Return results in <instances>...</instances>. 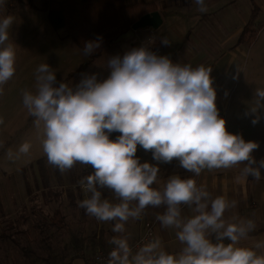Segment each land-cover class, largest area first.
Instances as JSON below:
<instances>
[{"label":"clouds","instance_id":"obj_1","mask_svg":"<svg viewBox=\"0 0 264 264\" xmlns=\"http://www.w3.org/2000/svg\"><path fill=\"white\" fill-rule=\"evenodd\" d=\"M195 4L199 12L208 11L205 0ZM5 5L6 0H0V13ZM14 22L13 15L0 14V92L15 73L10 40ZM161 42L168 45L170 40L165 37ZM101 43L99 35L85 41L83 55L93 54ZM108 67L107 79L98 82L95 74L84 75L73 90L64 82L56 86L53 69L40 63L34 91L22 92V104L33 118L48 162L61 173L77 163L94 170L78 182L85 193L78 207L98 222H113L115 235L108 239L112 247L106 261L98 258L101 264H264V251H258L264 249V241L241 243L250 239L257 224L234 212L237 201L213 196L193 177L173 174L162 179L157 165L140 163L135 155L140 145L151 150L156 161L178 159L194 176L247 162L234 182L243 185L249 176L261 179L264 158L257 162L252 156L258 143L228 132L218 115L211 67L174 64L167 55L144 47L110 58ZM254 97L250 112L256 124L257 111L264 108V89H256ZM112 132L120 133L116 140L109 139ZM30 149L31 144L24 142L7 155L19 159ZM105 189L114 200L103 197ZM161 206L155 219L161 228L175 230L179 251H167L161 236L151 233L134 250L127 222Z\"/></svg>","mask_w":264,"mask_h":264},{"label":"crops","instance_id":"obj_2","mask_svg":"<svg viewBox=\"0 0 264 264\" xmlns=\"http://www.w3.org/2000/svg\"><path fill=\"white\" fill-rule=\"evenodd\" d=\"M42 1L6 0L5 10L0 13L15 17V22L10 29V40L14 43L16 55L24 54L25 64L27 60L31 63L33 49L40 48L42 50L43 46L50 40H53L52 45L63 46L67 43L71 45L69 41L74 43L70 39L62 38L63 30L52 29L48 23L47 11L39 8ZM135 1L154 3L156 5L155 11L160 14L162 19L161 24L157 29H138L134 31L133 36L114 40L105 49L117 45L116 49L119 50L121 55H124L130 51H124L126 47L128 45L132 46L133 42L141 47L142 41L155 40L160 48L159 55H167L174 64H191L193 67L204 64L211 67L212 86L217 91L223 88L220 79L223 77L228 78L229 71L234 63L231 57L241 53L242 48L240 47L255 44L258 40H264V34H262L264 33V0H205L208 9L205 13L198 11L195 0H123L125 4H131ZM249 20L253 23L252 30L256 34V39L250 44L237 43L243 27ZM165 37L170 40L168 45L161 42ZM27 56L29 57L27 58ZM251 102L254 103L255 101ZM215 104L219 117L225 118V127L228 132L239 134L246 142L253 141L252 135L253 138L256 137V134L261 135V132L258 133L255 124L252 123L253 114L250 111L247 114L231 112L236 107L230 105L229 97L224 94L216 93ZM226 114L227 116H225ZM229 117L231 119L226 121ZM240 124H244L248 129L242 130ZM119 135V132H112L109 134V139L116 140ZM261 147L264 148V145ZM135 155L140 163L148 162L157 165L162 179H167L168 176L173 174L193 177L198 185H206L213 196L225 195L229 200L237 201L234 212L241 217L254 219L257 224V229L250 234V239L241 241V243L250 246L253 241H264V168L260 169L261 179L259 181L249 176L247 182L240 185L234 182V177L238 174L240 167H243L247 162H241L240 165L229 169L203 170L199 176H194L193 173L181 167H176V163L179 162L178 159L174 158L171 162L156 161L153 159L152 151H145L140 145H137ZM252 156L259 162L260 159L264 158V149L259 152L253 150ZM85 167H89V174L94 171L90 165L77 163L73 167L72 177L69 174V184L73 190L71 198L67 201L71 200L76 204L73 217L76 221L74 227L77 238H74L73 234L72 247H74L76 240L77 250L72 248L65 254L66 251L62 250L64 245L62 244L63 236H57L56 241L60 240L61 244L53 250H44L40 254H27V256H31V259L33 258L34 263L41 264L45 261L44 259L48 260L51 255H56L64 264H92L90 259L98 251L109 253L112 245L108 243V239L115 235L111 231L113 222H98L94 217L87 215L84 209L78 207L79 201L85 198V193L78 183L83 178L81 173ZM163 170L164 172H162ZM1 173L0 225L6 217H9L10 220L8 221L10 222L5 229L8 227L11 230V222H15L17 206L20 205L17 200L23 201L24 199L25 201L29 198L31 188L24 187L26 191L19 192L18 181H14L10 176ZM102 195L104 198L114 200V194L107 189L103 190ZM64 199L65 190L61 192L60 201L63 202ZM160 211H163V206L158 209L150 208L140 220L127 222L126 229L130 235L129 244L139 236L144 225L152 221L154 223L153 235L161 236L166 250L172 253L179 251L181 245L175 237V230L161 228L159 222L155 219L156 213ZM184 212L189 214V209L185 207ZM83 213L86 214L87 218H84ZM81 215L83 218H81ZM30 219H32V216ZM78 223L79 225H77ZM81 234L83 240L81 244H78ZM227 242L225 240V243ZM9 249L10 246L8 245L7 261L10 263L11 260H15L16 253L15 251L10 253ZM258 251H264V249Z\"/></svg>","mask_w":264,"mask_h":264},{"label":"rangeland","instance_id":"obj_3","mask_svg":"<svg viewBox=\"0 0 264 264\" xmlns=\"http://www.w3.org/2000/svg\"><path fill=\"white\" fill-rule=\"evenodd\" d=\"M69 42L71 45L68 43L63 44V46L52 45L53 40H50L43 46L42 50L40 48L33 49L31 63L27 60L25 64L24 54L16 55L15 73L2 86L3 91L0 92V117H3L4 120V123L0 124V172L5 176H10L14 181H18L19 192L26 191L24 187L31 188L29 198L25 201L24 199L23 201L17 200L20 205L17 206L16 210V224L19 226L21 223L27 227L43 222L49 225L54 217V212L57 211L60 213L58 216L59 220L55 221L57 224H53V228H57L59 231L51 232L56 237L63 236L62 244L67 243L65 254L71 250L70 244L73 232H76L74 227L76 221H74L73 217L76 204L71 200L67 201V199L71 198L73 188L69 184V173L67 171L61 173L54 165L48 162L46 154L43 153L40 136L33 125V118L22 104V92L25 89L34 91L35 69L40 63L45 62L53 69L57 81L56 86H59L60 82H64L75 90L84 75L95 74L98 82L107 79L111 72L108 67L109 59L114 56L123 57L119 50L116 49L117 45H114L105 49L100 57L84 65L86 57L78 46L71 41ZM138 47L139 45L133 42L132 46L128 45L124 51ZM240 48H242L241 53L231 57L234 63L229 71L228 78L223 77L220 79L223 88H220L219 91L215 88L214 90L216 93L229 97L230 105L236 107L231 112L246 114L250 111V106L255 103L251 102L255 101V90L258 88L264 89V40H258L255 44L244 45ZM231 112L229 113L230 115L232 114ZM257 112L259 120L255 124V128L258 133L261 132V135L256 134L255 138L252 135L253 141L259 145L255 152L264 149L261 147L264 145V108L258 109ZM230 119L231 117L227 118L226 121ZM240 127L242 130L248 129L244 124H240ZM24 142L31 144L29 153L21 155L19 159H9L8 151L16 153L19 146ZM63 190H65V202L60 201V195ZM29 216H32V219ZM8 218L6 217L5 221H2V225H0L1 264H11L7 261V254L8 245L10 246V253L14 251L13 247H11L13 246L12 242L16 240L20 241L19 244L21 245H24L25 242L28 244L27 237L25 242L23 240V233L12 234V230L8 229V227L5 229L8 226L6 222L10 220ZM81 218H83L82 215ZM84 218L87 217L84 216ZM47 233L48 231L45 232V234ZM29 242L34 250L33 253L40 254L42 252L41 247L39 248L38 238H36L34 233ZM59 244H61L60 240L55 242L53 239L55 247ZM16 256L19 264H36L33 262V258L31 259V256L21 255L20 253H17Z\"/></svg>","mask_w":264,"mask_h":264},{"label":"trees","instance_id":"obj_4","mask_svg":"<svg viewBox=\"0 0 264 264\" xmlns=\"http://www.w3.org/2000/svg\"><path fill=\"white\" fill-rule=\"evenodd\" d=\"M41 10L47 11L48 23L54 30H63L62 38L72 40L82 52L84 42L87 40H94L99 35L102 37L101 47L97 49L93 54L86 57L84 65L88 64L90 61L98 58L102 51L109 46L117 37L122 33L126 32L131 24L135 22L142 15L155 11L156 5L152 2L135 1L131 4H125L123 0H43L40 7ZM252 21L249 20L243 27L237 43L240 44H250L256 39V34L252 30ZM176 167H181L180 163H176ZM182 168V167H181ZM74 168L68 170V173L72 177ZM89 167L82 169V174L84 177L89 175ZM183 177V176H182ZM84 212V211H82ZM60 213L54 212V217L51 223L48 225L46 223L33 224L29 226H24L21 224L18 226L15 222H11L12 234L21 232L24 234L23 240L28 239V244L21 245L20 241H14L12 244L15 253H20L21 255H27L33 253L34 250L30 246V239L32 235L38 238L40 243L39 248L41 250H53L55 246L53 245V239L56 241V235L52 234L51 231H59L57 228H53V224H57L58 216ZM86 216L85 213H83ZM24 220V219H23ZM10 221L6 222L9 223ZM60 222V221H59ZM79 225V224H77ZM45 234V232H47ZM62 233V232H60ZM74 238H77V234L74 231ZM52 235V236H51ZM63 235V233H62ZM51 236V237H50ZM83 236L78 239V244H81ZM43 244V245H42ZM63 245V251L65 252V246ZM71 250H77V244L75 240L74 247L71 241ZM36 254V253H35ZM59 257L56 255H51L48 260L44 259L41 264H64L58 260ZM11 264H19L17 261V256L15 260H11ZM1 264V261H0Z\"/></svg>","mask_w":264,"mask_h":264},{"label":"built area","instance_id":"obj_5","mask_svg":"<svg viewBox=\"0 0 264 264\" xmlns=\"http://www.w3.org/2000/svg\"><path fill=\"white\" fill-rule=\"evenodd\" d=\"M141 47L146 48L147 50L156 53L159 55L160 53V48L157 45V42L155 40H146L141 42ZM154 232V223L152 221L147 222L142 231L140 232L139 236L130 244V246L135 248L139 246L140 241L142 240L143 237H145L147 234L151 233L153 234ZM111 250V249H110ZM108 253H104L103 251H98L96 254H94L91 259L90 263L92 264H101V261L98 258H103L105 261L107 259Z\"/></svg>","mask_w":264,"mask_h":264},{"label":"water","instance_id":"obj_6","mask_svg":"<svg viewBox=\"0 0 264 264\" xmlns=\"http://www.w3.org/2000/svg\"><path fill=\"white\" fill-rule=\"evenodd\" d=\"M161 22L162 19L157 11L146 13L141 17H139L135 22H133L130 28L126 32L122 33L115 40L129 38L133 36L134 31L138 29H142V28L157 29L158 26L161 24Z\"/></svg>","mask_w":264,"mask_h":264}]
</instances>
